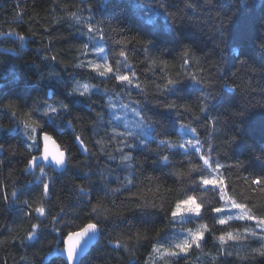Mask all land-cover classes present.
<instances>
[{"label": "snow or ice", "instance_id": "obj_1", "mask_svg": "<svg viewBox=\"0 0 264 264\" xmlns=\"http://www.w3.org/2000/svg\"><path fill=\"white\" fill-rule=\"evenodd\" d=\"M181 2L184 9H192L194 12L201 7L197 0ZM80 3L84 7L77 4L67 5L63 0H52L54 7L50 12L54 15L55 23L67 20L81 26L78 30L87 38L77 48L78 55L73 58L74 62L65 66H71L74 70H86L87 74L83 75L82 79L75 80L74 86L68 90V96L75 98L72 102L87 100L94 115L87 119L78 114L74 115L72 102L65 103L60 99H54L52 103L45 101L42 106L34 102L31 108L25 109L12 100L5 103L0 90V110L9 114L13 123V127L7 131L20 129L25 137L23 171L31 172L41 185L38 198L33 201L21 199L24 192L19 191L13 181L11 202L19 203L26 209L22 221L27 222V229L21 234L16 228L10 227L7 236L0 233V250L5 246H32L33 242L41 239L46 229H50L56 238L50 241L48 254H51L54 248L55 254L63 257L62 264H82L79 257L85 247L92 240H98L104 235L107 222L114 223L115 220L122 219L127 204L132 203L135 198L132 189L137 187L138 174L143 171L144 164L136 156L139 149L141 154L145 151L154 154L152 164L168 168L169 174L176 177L183 188L172 204L153 201L136 203L135 208L156 209V214L162 213L168 220L166 228L177 218H187L185 222L195 223L196 226L187 229L182 227L181 231L185 234L171 240L162 235L164 228L156 230L154 235L140 229L123 231L115 236L109 233V245L116 250L123 249L132 262L138 249L147 243L151 246V251L148 252V259L144 264H154L157 255L161 258L168 257L165 264H180L182 259L187 262L196 249L203 254L204 245L211 238L219 241L211 264H256L258 258H264V211L254 202L253 195H243L238 199L235 189L226 182L224 171L244 169L245 162H220V152L230 148L238 139H243L250 121L249 108L252 102L247 101L234 108H225L224 112L217 115L212 114L217 111L219 104L217 89L226 90L223 100L230 102L242 91L236 83L240 68L250 71L256 69L250 66L246 59H240V68L233 72L231 77L219 74V68L218 74H213L208 71L202 58L195 55L191 46L181 41L179 71L173 75L166 59L168 49L159 48L151 39L131 35L119 25L98 20L91 0H80ZM202 3L214 9L219 5V10L213 18L217 48L233 45L235 58L244 56L246 21L242 13L248 6V0H227L226 3L221 0H202ZM242 5L244 7H241ZM153 6L155 11L148 17V23L152 25L150 31L158 34L162 27H166L170 34L175 33L178 14L183 12V9L176 6V0H153V5L149 6L150 11ZM174 6L176 10L170 11ZM71 8L76 10L72 11ZM57 9H62L63 15H55ZM85 11L88 12L87 15L84 14ZM156 15L163 17L164 26L154 19ZM37 18L38 14H35L29 19L35 21ZM41 27L45 33L39 34L41 40L51 41L53 37L48 34L50 25ZM260 31L264 33V19L260 22ZM37 35L31 26L26 33L16 31L15 28L4 31L0 27V38L14 45L10 48H0V52H14L20 55L21 50ZM12 37L15 39H9ZM109 43L112 45L108 49L111 56L104 47ZM258 46L261 52H264V37H261ZM41 47L45 52L43 60L58 61L59 52L52 53L51 49L43 44ZM92 53L102 55V62L91 59ZM137 53L143 58H139ZM59 62L65 63L63 60ZM48 75L58 76V73L51 72ZM196 89L200 95L191 101L187 100L185 97L194 95ZM148 105L164 110L154 114L161 119L175 117L173 131L174 126L178 125L182 135L173 140V132L163 129L161 119L149 115L152 109ZM255 106L264 108V97L256 101ZM64 124L73 129L72 139L76 142L74 146L86 156L85 160L77 161L74 165L71 147L62 142L57 143ZM225 128L230 129L224 132L226 139L217 143L219 132ZM3 130V125L0 124V131ZM261 131L264 133V113H261ZM4 151L15 155L19 149L15 146L5 149L4 144L0 143V152ZM101 156L116 162L115 170L119 171L115 180L118 186L110 187L108 177L112 176L114 170L111 164L105 165L99 173L100 182L104 184V196L97 194L93 202L92 169L88 159ZM177 156L181 159L177 160ZM252 158L264 164V144L259 150H253ZM69 166L83 172L87 181L86 184L73 186L79 207L81 210L87 209L83 217L79 212H73L72 218H69V212L59 196L56 197L59 210L51 212L50 201L55 194L56 181L54 176H49L48 170L55 172L59 167L61 172H67ZM37 169L39 175H36ZM147 179L151 181L153 178ZM239 179L251 193L264 194V169L259 173L249 172ZM197 190L211 191L218 199L214 203L209 202L206 207L203 201L198 202L195 194ZM121 192L130 195L125 197V201L120 205L113 201L112 207H108L105 197ZM10 197L3 195L6 201ZM233 210L235 215L232 214ZM207 216H211L215 222L212 228L203 222ZM45 220L47 224L44 223ZM77 220L86 222L77 224ZM230 221H243L244 224L231 230ZM215 226H223L219 235L216 234ZM253 243L258 246L254 247ZM21 260L25 261V264H35L34 260L26 255L22 256Z\"/></svg>", "mask_w": 264, "mask_h": 264}, {"label": "trees", "instance_id": "obj_2", "mask_svg": "<svg viewBox=\"0 0 264 264\" xmlns=\"http://www.w3.org/2000/svg\"><path fill=\"white\" fill-rule=\"evenodd\" d=\"M93 3L94 14L98 20L119 25L131 35H137L143 39H151L155 41L159 48L168 49L166 59L170 63V72L174 75L179 71V44L182 41L184 44L191 46L197 57L207 65L208 71L213 74L217 73V68L221 69V73L231 77L233 72H237L240 68L239 60L246 59L248 64L256 69L250 71L246 68H240L237 74L236 83L240 86L241 92L236 94L230 102L223 100L224 89H217V98L219 101L217 111L212 114L217 115L224 112L225 108L235 107L238 104H243L247 101L252 102L249 108V125L244 134L243 139H238L235 144L220 152V162L224 164L234 163L236 160L245 162V168L239 170L224 171L226 182L230 183L235 189L238 199L243 195H253L254 202L261 211H264V194L256 192L251 193L250 190L239 179L240 176L248 175L249 172H261L264 169V164L252 158L253 150H259L264 144V133L261 131V113H264V108L256 107V101L264 97V52L259 49V41L264 37V33L260 31V22L264 19V0H248V6L244 8L242 13L243 19L246 21V36L243 40L245 55L239 59L235 58L232 48L233 45L221 46L217 48L216 40L214 39L213 18L219 10V5L214 9L211 6H205L202 0H197L201 7L198 11L192 9H184L181 0H176V6L183 9L181 14H178L175 33L170 34L166 27H162L160 33H152V25L148 23V17L155 11L154 6L149 10V6L153 5V0H91ZM226 3L227 0H221ZM64 4H77L84 7L80 0H63ZM138 5H144L138 7ZM176 6L170 9L175 11ZM54 7L52 0H0V27L4 31H10L15 28L16 31L27 32L31 26L38 35L32 38V42L26 48L21 50V54L17 55L14 52H0V90L5 98V103L8 100L15 101L21 107L29 109L34 102L43 105L45 101L52 103L54 99L63 100L65 103L74 101L75 98L68 96V90L74 86L75 80L82 79L86 75V70H74L71 66L66 67L65 64L74 62L73 58L78 55L77 48L86 41V37L82 35V31L78 30L81 26L72 24L71 21H62L55 23L54 15L50 9ZM241 7H244L243 5ZM70 10L75 11V8ZM38 14L35 21H30V17ZM88 14L87 11L84 13ZM55 15H63L62 9H57ZM154 19L161 26L165 25L163 17L156 15ZM41 25H50L49 33L53 39L51 41L41 40L39 34H45ZM9 39H15L14 37ZM18 43V41H17ZM42 44L51 49L52 53L59 52L58 61L43 60L42 56L45 52L42 49ZM14 47L7 40L0 38V48ZM106 52L112 47L109 43L104 45ZM131 47V46H130ZM109 56L111 53L108 52ZM139 58H143L139 53L136 54ZM91 59L102 62V55L92 53ZM59 60H63L62 64ZM51 72L58 73V76H49ZM62 81V83H61ZM96 83L98 81H92ZM200 95L198 89L194 90V95H187L185 98L189 101L195 99V96ZM232 95V93H228ZM151 108L149 115L162 113L163 109ZM73 114L85 117V119L93 116L92 109L88 106L87 100L83 102H72ZM131 119V114H129ZM154 118L161 119L159 116ZM175 117L161 119L163 129L173 132L172 139H178L180 133L179 126L175 125L173 131V121ZM0 124L4 130L0 131V143L4 144L5 149L9 146H15L19 151L13 155L10 151L0 152V233L4 236L8 234V228H16L19 233H23L27 229V222L22 221L23 212L26 209L19 203L11 202V191L13 181L15 187L19 191H23L24 195L21 199H32L35 201L38 198L40 191V181H38L31 172H24L25 155L23 154L24 135L20 129L8 132L7 129L13 127L12 120L9 114L0 110ZM51 130V129H50ZM79 130V129H77ZM122 130V129H121ZM62 135L57 138L58 143H63L71 147L73 154V165L77 161L86 159L84 153H81L74 146L76 142L72 139L73 129L64 124L60 129ZM230 129H222L217 138V143L220 140L226 139L224 132ZM56 138V137H54ZM155 147V145H152ZM136 156L143 164V171L138 174L137 187L132 189L135 193V198L132 203H128L124 209V217L117 219L115 222H107L104 235L100 241L94 246L91 252L82 260V264H144L148 259V252L151 251V246L147 243L140 247L136 252L134 261L130 262L129 256L123 249L116 250L112 245L107 243L109 233L115 236L123 231H132L140 229L147 231L149 235H154L156 230L164 228L165 232L162 235L167 239L182 237L185 233L181 228H193L195 223L185 222L187 218H177L172 222L170 227H165L168 220L161 214H156V209L151 207L143 210L136 209V203L156 202L172 204L179 192L182 191L181 185L177 178L169 174V169L161 165L152 164L155 159L154 154L137 150ZM177 160L181 157L177 156ZM89 167L92 169L91 180L93 182L94 199L98 194L104 196V184L100 182V170L105 165L111 164L113 168L112 176L108 177L110 187H117L115 176L119 170H115L114 161H108L105 157H90L88 159ZM11 173V175H10ZM49 176H54L56 181L55 194L50 201L51 212L55 213L59 210L56 197L66 206L69 212V218H72L73 212H79L83 217L87 209L81 210L79 201L73 192V186L86 184L83 172L75 167L69 166L67 172H52L48 170ZM36 175H39L38 169ZM147 177L153 179L149 181ZM9 195V200H4L3 195ZM198 202L203 201L207 207L209 202L214 203L218 197H214L211 191L197 190L195 193ZM130 193L121 192L115 195L109 194L105 197V203L108 207H112V202L120 205L125 201ZM223 203V202H221ZM132 209V210H128ZM233 215L235 211L233 210ZM35 222V221H34ZM86 222L77 220V224ZM204 223L212 228L215 222L211 216H207ZM47 224V220L44 221ZM231 230L240 228L243 221H230ZM223 226H215L216 234H220V229ZM55 234L51 233L50 229H46L44 235L37 242H33L32 246L20 247L19 245L8 247L5 246L0 250V264H25L21 260L22 256H28L33 259L35 264H62L63 258L56 255L54 248L51 254L49 253L50 241L55 239ZM229 243H232L229 241ZM219 246V241H214L211 238L204 245L203 254L199 249H196L188 257L187 262L181 260L180 264H211L212 255L216 254V248ZM253 246H258L253 243ZM63 247V245H61ZM211 253V255H209ZM47 254V255H46ZM168 257L161 258L156 256L154 264H165ZM231 259V258H229ZM256 264H264V258H258Z\"/></svg>", "mask_w": 264, "mask_h": 264}, {"label": "water", "instance_id": "obj_3", "mask_svg": "<svg viewBox=\"0 0 264 264\" xmlns=\"http://www.w3.org/2000/svg\"><path fill=\"white\" fill-rule=\"evenodd\" d=\"M58 143V142H57ZM57 172H61L60 168L57 167L56 168ZM101 238V237H100ZM100 238L98 240L94 239L92 240L86 247L85 250L83 251V253L80 255L79 259L82 261L90 252L91 250L94 248V246H96V244L100 241ZM63 258V257H62Z\"/></svg>", "mask_w": 264, "mask_h": 264}]
</instances>
